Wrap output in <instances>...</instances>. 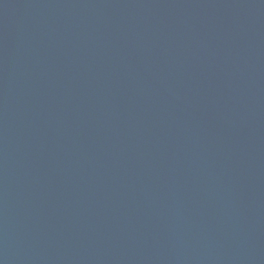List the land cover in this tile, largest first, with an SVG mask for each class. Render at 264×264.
Masks as SVG:
<instances>
[{
	"label": "water",
	"instance_id": "obj_1",
	"mask_svg": "<svg viewBox=\"0 0 264 264\" xmlns=\"http://www.w3.org/2000/svg\"><path fill=\"white\" fill-rule=\"evenodd\" d=\"M0 264H264V0H0Z\"/></svg>",
	"mask_w": 264,
	"mask_h": 264
}]
</instances>
